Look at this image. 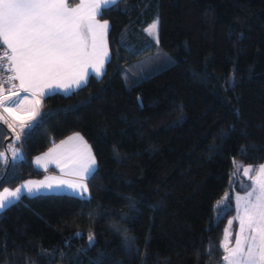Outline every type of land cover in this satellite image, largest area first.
<instances>
[{
	"label": "trees",
	"instance_id": "trees-1",
	"mask_svg": "<svg viewBox=\"0 0 264 264\" xmlns=\"http://www.w3.org/2000/svg\"><path fill=\"white\" fill-rule=\"evenodd\" d=\"M99 19L103 76L42 99L18 160L0 124V190L42 179L32 160L79 134L96 160L88 197L22 196L3 210L0 264H224L231 196L216 206L236 162L264 163V0H119ZM158 50L173 63L142 70Z\"/></svg>",
	"mask_w": 264,
	"mask_h": 264
},
{
	"label": "snow or ice",
	"instance_id": "snow-or-ice-1",
	"mask_svg": "<svg viewBox=\"0 0 264 264\" xmlns=\"http://www.w3.org/2000/svg\"><path fill=\"white\" fill-rule=\"evenodd\" d=\"M116 2L79 0L75 7H69L68 0H0V109L14 121L19 120L21 132L31 127L30 122L38 116L41 98L55 94L57 89L68 92L79 88L87 82L89 69L97 77L103 74L109 56L106 40L109 25L107 21L101 23L98 17ZM157 28L158 22H154L145 31L154 35ZM5 85L8 94H5ZM21 92L31 93L32 99L21 98ZM24 104L29 107L22 108ZM21 111L28 115L19 116ZM0 120L7 122L2 113ZM8 127L15 130L12 123ZM69 139H76L83 146V151L68 161L76 166L75 174L83 176L92 170L95 158L78 134ZM58 148L60 145L50 149L44 157H38L36 164L42 165V161L53 157ZM12 152L14 157L17 156L15 149ZM4 156L5 153H0V159ZM243 171L248 176L253 168L248 166ZM255 172V176L250 177L251 190L236 197L235 219L239 230L235 233L234 247L228 245L233 220L228 221L229 227L225 229L221 243L226 253L225 264H264V164ZM44 187L51 189L53 185L28 181L15 190L5 188L0 192V209L11 200L19 199L23 190L32 194L34 189L39 191ZM68 187L74 191H87L86 185L79 183H70ZM224 199H228L227 194ZM221 203L223 201L218 205ZM88 238L91 242L94 236L89 234Z\"/></svg>",
	"mask_w": 264,
	"mask_h": 264
},
{
	"label": "crops",
	"instance_id": "crops-1",
	"mask_svg": "<svg viewBox=\"0 0 264 264\" xmlns=\"http://www.w3.org/2000/svg\"><path fill=\"white\" fill-rule=\"evenodd\" d=\"M76 2H78V0H73L72 3H70V0H68L69 7H73L72 5ZM109 6H111V5H109ZM108 30H109V27H108ZM85 37L90 42V38L87 37L86 32H85ZM106 37H107V48H108L109 56H108L106 63L104 65L103 74L105 71V66L110 59V51H109V46H108V31H107ZM89 72H90V75L87 77V82H88L90 77H95V78L99 79L103 76V74H102L101 76L97 77L94 73L91 72V69H89ZM87 82L85 84H82L79 88L85 86L87 84ZM18 83L19 82L17 81V84ZM79 88H74L68 92H64L62 90L57 89L55 94H61V95L66 96V95H69L72 92L78 90ZM51 95H54V94H49L47 96H44L43 98H41V101H42V99H44L48 96H51ZM2 122H3V120H2ZM76 135L77 134H72L69 137H67L66 139H64L61 142H59L58 144H56V145H60V148H58L56 150V153L53 155V157L45 159L44 161H42V165H37L36 159L38 157H44V154L48 153L50 149L48 151H46L45 153L35 157L32 160V163H31L32 167L36 171L44 174L42 179L27 180V181L22 182L21 184H19L17 187H15L13 189H9V188L8 189L9 190H15L18 187H22L28 181H33V182H37V183L43 181L46 184L47 183L52 184L53 187L51 189H49L47 187L40 188L39 191H36L34 189L32 194H28L26 190H23L20 194V198L22 196L34 197V196L48 195V194H66V195L77 196V197H88V179L91 176V174L95 171L96 163L89 173H87L83 176L75 174V172L77 170L76 166L70 164L68 161H69V159L74 158L75 156L79 155L83 151V146L80 144V142L78 140H76V139L70 140L69 139L70 137H75ZM79 136L82 137L81 135H79ZM83 141L88 146V148L91 149L90 145L87 143V141L84 138H83ZM55 146H53L51 149H53ZM19 152H20V150H19ZM91 153H92V156L94 157L92 149H91ZM20 155H21V152H20ZM61 181H65L67 183L61 184L60 183ZM70 183H79V184L86 185L87 191L86 192H83L82 190H75L74 191L72 188L68 187V184H70ZM56 189H58V190H56ZM3 190L4 189L0 190V192H2ZM19 199L11 200L10 203H8V205L5 208L0 209V213L3 210H5L7 207H9L10 205L16 203Z\"/></svg>",
	"mask_w": 264,
	"mask_h": 264
},
{
	"label": "rangeland",
	"instance_id": "rangeland-1",
	"mask_svg": "<svg viewBox=\"0 0 264 264\" xmlns=\"http://www.w3.org/2000/svg\"><path fill=\"white\" fill-rule=\"evenodd\" d=\"M72 1L73 0H70V3H72ZM117 1H119V0H117ZM78 3H79V0H78V2L74 3L72 6L75 7ZM98 19H99V17H98ZM100 22L103 23L104 21L100 20ZM154 22H158V21L154 20ZM147 34H148V32H147ZM148 36L151 38L152 41L157 43V41H158V28H157L156 34H154V35H149L148 34ZM106 40H107V37H106ZM146 58L148 60H146L145 62L141 63L139 66L142 65V70L148 71L150 69L149 70L150 74L155 73L157 71H160V70H162V69H164L166 67H169L173 63L172 58H170L167 54H165L161 50H158L154 55L152 54V55H150V56H148ZM1 122H2V120H0V123ZM13 149H15L17 151V156H15V157L13 156V152H12ZM8 151H9V154H10V156H11V158L13 160L20 159L21 155H20L19 148H18V140L16 139L15 136H14V139L12 140V142L8 143ZM245 167H248V165H242V164L237 163V162L235 163L234 170H233V176H232L231 183H230V191L228 193H226L227 197H229V195L231 196V199H232V202H233V208H234L233 216H231L228 219V221L229 220H233V223L231 225V235L229 236V239H228L229 247H234L235 246V241H232V239H233L232 235L239 230L238 220L235 219V217L237 216L236 197L237 196H244V195H246V193L248 191L251 190L252 179L250 177L251 176H255V174H256V172H255L256 168H254L252 166L253 171L248 176H245L244 175V171H243V169ZM56 190H58V189H56ZM225 195H224V197H225ZM224 197L220 200V202L223 201V203H221L219 205L217 204V206H216V208L219 209L218 210L219 214H222L223 210L226 208L227 199H224ZM253 199H254V197H253ZM222 207H224V208H222ZM228 221H227V223L225 225V228H224V234H223L222 241H224L225 229L229 227ZM234 240H235V238H234ZM224 253H225V251H224ZM224 264H225V262H224Z\"/></svg>",
	"mask_w": 264,
	"mask_h": 264
},
{
	"label": "built area",
	"instance_id": "built-area-1",
	"mask_svg": "<svg viewBox=\"0 0 264 264\" xmlns=\"http://www.w3.org/2000/svg\"><path fill=\"white\" fill-rule=\"evenodd\" d=\"M14 83L17 84V81H14ZM7 87H8V86L5 85V94H8V93H7ZM24 96H28L29 99H32V94H31V93H24V92H21V93H20V97L23 98ZM40 106H41V104H40ZM40 106H39V109H40ZM27 107H29L27 104L22 105V108H27ZM39 109H38V112H39ZM0 113H2V114L4 115V117L6 118V121H7L6 123H7V125H8L9 123L14 124V126H15V130H12V129H11V130L14 132L15 137H17V135L20 136V139L18 140V142H20V141H21V134H20L21 129H20V126H19V120H15V121H14L12 116H9L8 113L3 112V109H0ZM18 115H19V116H24V117H26V116L28 115V113L25 112V111H21V112L18 113ZM38 115H39V114H38ZM37 118H38V116L36 117V119H35L34 121H31V122H30V123H31V126L35 123V121L37 120ZM4 122H5V121H4Z\"/></svg>",
	"mask_w": 264,
	"mask_h": 264
},
{
	"label": "water",
	"instance_id": "water-1",
	"mask_svg": "<svg viewBox=\"0 0 264 264\" xmlns=\"http://www.w3.org/2000/svg\"><path fill=\"white\" fill-rule=\"evenodd\" d=\"M1 124V123H0ZM8 133H9V138H8V140L6 141V143L5 144H7L8 142H10V141H12V135H11V132H9L8 131ZM2 181V180H1ZM1 181H0V184H1Z\"/></svg>",
	"mask_w": 264,
	"mask_h": 264
}]
</instances>
